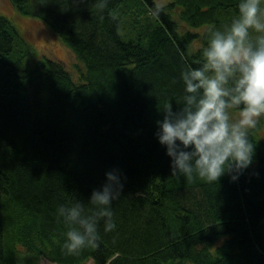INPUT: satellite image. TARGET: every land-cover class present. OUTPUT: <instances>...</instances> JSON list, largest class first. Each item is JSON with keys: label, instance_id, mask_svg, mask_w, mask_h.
I'll return each instance as SVG.
<instances>
[{"label": "trees", "instance_id": "obj_1", "mask_svg": "<svg viewBox=\"0 0 264 264\" xmlns=\"http://www.w3.org/2000/svg\"><path fill=\"white\" fill-rule=\"evenodd\" d=\"M10 2L84 73L76 84L58 61L30 65L31 47L0 16V264H264V119L234 182L172 175L154 135L163 106L182 98L181 71L198 66L208 30L239 0H172L156 17L151 0ZM112 170L123 185L115 228L66 255L56 208L87 201Z\"/></svg>", "mask_w": 264, "mask_h": 264}, {"label": "clouds", "instance_id": "obj_2", "mask_svg": "<svg viewBox=\"0 0 264 264\" xmlns=\"http://www.w3.org/2000/svg\"><path fill=\"white\" fill-rule=\"evenodd\" d=\"M162 10L158 3L150 15ZM180 80L182 98L175 111L170 102L163 106L154 133L170 158L171 174L209 183L225 174L238 180L255 152L250 131L264 119V0H239L227 25L208 30L202 59L197 67L185 65ZM122 187L112 170L87 201L56 208L66 255L95 246L101 227L115 228L112 205Z\"/></svg>", "mask_w": 264, "mask_h": 264}, {"label": "rangeland", "instance_id": "obj_3", "mask_svg": "<svg viewBox=\"0 0 264 264\" xmlns=\"http://www.w3.org/2000/svg\"><path fill=\"white\" fill-rule=\"evenodd\" d=\"M172 0H151L152 3L166 6ZM0 16L6 18L16 29L18 35L24 39L34 53L33 65L37 60L46 58L60 62L70 74L74 83H81V75L84 73V66L80 64L72 52L61 45L57 36L39 20L22 15L17 11L10 0H0ZM182 30H186L184 27ZM122 35V34H121ZM200 48L194 44L193 49ZM235 115V113H233ZM257 136L264 141V124L257 131ZM30 259V258H27ZM34 264H51L46 259L36 260ZM86 264H91L90 262Z\"/></svg>", "mask_w": 264, "mask_h": 264}]
</instances>
